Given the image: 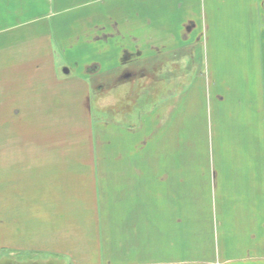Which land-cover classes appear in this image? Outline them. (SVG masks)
<instances>
[{
  "label": "crops",
  "instance_id": "crops-1",
  "mask_svg": "<svg viewBox=\"0 0 264 264\" xmlns=\"http://www.w3.org/2000/svg\"><path fill=\"white\" fill-rule=\"evenodd\" d=\"M93 1L0 0V264H264V0ZM191 50L208 79L122 122L127 77Z\"/></svg>",
  "mask_w": 264,
  "mask_h": 264
},
{
  "label": "rangeland",
  "instance_id": "rangeland-1",
  "mask_svg": "<svg viewBox=\"0 0 264 264\" xmlns=\"http://www.w3.org/2000/svg\"><path fill=\"white\" fill-rule=\"evenodd\" d=\"M85 1L86 0H76V4L79 5L84 3ZM164 1H168V3L164 2V5L168 4L169 6L164 8L163 15L168 16L171 14V10L169 9L172 6L173 2H170L171 0ZM119 2L121 3L119 5H116ZM155 2L158 3L160 2V0H157ZM91 4L92 5L90 6H85L84 8L78 9V11H75V14H73L72 16H77V18H80L84 15L92 17L93 15H95V13L103 15L106 11L109 12L110 9L116 12L119 9L118 14H120V11L124 8V0H94ZM153 9L155 8H149V11ZM43 42L44 40L41 41L42 44ZM52 43L53 42L50 41V46L52 48L54 58L57 61L59 57L56 56L57 52L54 48L55 45L54 43ZM196 50V53H198L199 50ZM189 55L190 56L184 55V57H179L177 55H161V57H159L158 59L156 58L160 61L159 65L151 66L147 70L141 72L140 75L144 74L143 76H139L135 73L136 75H133V77H127L128 82H126L125 86H129L128 88L124 89L125 91H123L119 95L122 102L119 103L116 108V112H120V117H123L125 114H130V125H134L135 123H138L140 115L153 111L156 106L158 107L162 103H165L167 101L171 103L172 99L181 97L185 92L187 94L191 93V82H193L195 79L198 85V81L202 82V80H207L208 73H204L201 70L203 66H200L199 63L191 66V57H193L192 50ZM100 56L101 55L98 54L96 60H102L103 58ZM197 57L198 54L196 55V58ZM75 61H77V58L75 56L69 55L68 63L73 71H75L76 69L73 66V63ZM79 61L82 62L81 59H79ZM151 63H153V61H150V64ZM77 69L78 70L73 73V76L74 74H77V72H79V68ZM108 74L109 73L107 72L104 73V75L107 76L104 82L108 81ZM98 91L100 92V97H97ZM107 91L108 88L106 87L101 90L94 91L92 102L93 111H98L100 109V111H102L100 118L104 120H107V118H109V114H111L113 118H116L114 117L113 113H110L108 110ZM185 116L187 115L185 114ZM125 120L126 119L123 117L121 121L125 122ZM183 124L185 127L183 126ZM199 125L200 124H197L196 120H183L181 127L183 128V132L185 135L184 138L187 141V145L182 135L180 134L178 139V146L180 147L179 150L182 151V154H180V156L185 155L184 153H187L189 151V142L191 144V139L189 136H191V132H193L195 139V150L193 152V155H195L196 159L204 158L203 141L205 137L207 138V135L203 134L204 124L202 120L200 127Z\"/></svg>",
  "mask_w": 264,
  "mask_h": 264
}]
</instances>
